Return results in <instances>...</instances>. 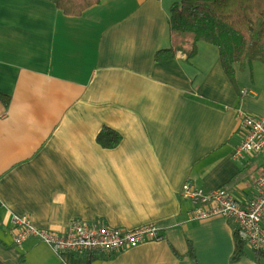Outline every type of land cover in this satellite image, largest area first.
<instances>
[{"label": "crops", "instance_id": "obj_1", "mask_svg": "<svg viewBox=\"0 0 264 264\" xmlns=\"http://www.w3.org/2000/svg\"><path fill=\"white\" fill-rule=\"evenodd\" d=\"M180 1L102 0L72 18L48 0H0V96L10 103L0 99V264H233L234 227L190 221L181 193L191 182L255 198L264 154L236 161L233 151L247 134L240 115L264 117V66L234 65L252 93L240 98L214 46L200 40L189 59L195 35L168 27ZM104 127L123 137L117 148L98 144ZM14 216L55 234L75 220L154 225L163 239L57 254L33 238L15 245ZM246 249L235 264H257Z\"/></svg>", "mask_w": 264, "mask_h": 264}, {"label": "built area", "instance_id": "obj_2", "mask_svg": "<svg viewBox=\"0 0 264 264\" xmlns=\"http://www.w3.org/2000/svg\"><path fill=\"white\" fill-rule=\"evenodd\" d=\"M240 93L242 97L252 94L245 89ZM240 117L247 134L243 141L236 143L233 151L236 161L264 154V117L250 114H241ZM254 193L256 196L250 202L238 203L226 190L206 191L187 182L181 197L191 205L188 212L190 221L201 222L216 216L224 218L231 223L239 238L253 253L264 251V173L255 180ZM12 230V242L17 246L23 245L26 239L33 238L51 247L57 254L70 253L78 256L100 252L113 255L137 248L143 243L163 239L162 229L154 225L132 231L75 220L65 232L55 234L34 229L29 221L17 216H14Z\"/></svg>", "mask_w": 264, "mask_h": 264}, {"label": "trees", "instance_id": "obj_3", "mask_svg": "<svg viewBox=\"0 0 264 264\" xmlns=\"http://www.w3.org/2000/svg\"><path fill=\"white\" fill-rule=\"evenodd\" d=\"M59 11L72 18H78L102 0H48ZM169 31L195 35L193 46L188 52L189 59L198 52V42L214 46L221 58L222 68L241 98V89L236 80L234 65L245 71L252 63L264 65V0H181L171 6ZM173 57L172 50L156 53V61L162 62ZM8 106L9 98L0 96ZM98 144L105 150L117 148L123 139L116 131L104 127L97 136ZM233 264L249 257L244 242L235 236ZM189 257L195 260V249L189 242ZM257 264H264V251H253L251 257ZM19 264H27L22 257Z\"/></svg>", "mask_w": 264, "mask_h": 264}, {"label": "rangeland", "instance_id": "obj_4", "mask_svg": "<svg viewBox=\"0 0 264 264\" xmlns=\"http://www.w3.org/2000/svg\"><path fill=\"white\" fill-rule=\"evenodd\" d=\"M169 12H170V10H169ZM262 66H264V65H262ZM257 75H259V71H258ZM249 78H250V77H249ZM250 157H253V156H250ZM25 220L28 222L29 218H28V217H25ZM251 253H252V252H251Z\"/></svg>", "mask_w": 264, "mask_h": 264}]
</instances>
